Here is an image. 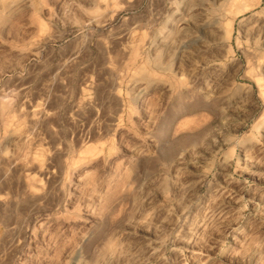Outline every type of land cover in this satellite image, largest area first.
I'll return each mask as SVG.
<instances>
[{"label":"rangeland","instance_id":"374dc122","mask_svg":"<svg viewBox=\"0 0 264 264\" xmlns=\"http://www.w3.org/2000/svg\"><path fill=\"white\" fill-rule=\"evenodd\" d=\"M0 264H264V0H0Z\"/></svg>","mask_w":264,"mask_h":264}]
</instances>
